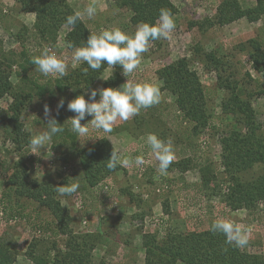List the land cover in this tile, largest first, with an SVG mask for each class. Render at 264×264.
<instances>
[{"label":"rangeland","instance_id":"1","mask_svg":"<svg viewBox=\"0 0 264 264\" xmlns=\"http://www.w3.org/2000/svg\"><path fill=\"white\" fill-rule=\"evenodd\" d=\"M222 1L172 0L178 10L173 15L176 20V28L170 34L169 39L159 41L160 45L157 42H151L149 51L141 56L140 65L129 76L130 82L134 84L152 83L160 88L161 102L153 105L155 106L154 111H147L144 120L150 122L151 127L149 126L148 129L151 128L153 132L157 133L158 138L170 141L169 144L172 148L178 151H176L178 155L174 153L176 159L191 157L197 164L194 166L195 168L191 167L184 172L174 169L167 170L166 174L161 175L158 172L159 162L151 148L144 150V147H147L146 140L131 139L125 146L135 152L139 151L141 156L146 153L145 155L151 159V165L143 171L147 177L142 181L145 186L137 185L136 191H134L135 196H132L134 201L120 197L121 188H131L126 180L125 170H119L116 176H109L95 188L83 190L78 188L77 195L60 196L62 205L73 216L70 226L75 233L95 232L101 225L103 226L107 235L104 243L97 244L93 251V261L96 264L101 260H105L107 264H144L145 249L142 246V233L157 232L161 238L169 232L208 229L213 221L220 218L239 224L244 229H250L249 244L241 249L259 254L264 259V201L260 200L254 210L231 209L223 201L225 195L229 193V186H232V182L228 181V176H225L220 165L222 150L220 138L238 127L235 123L236 117L223 113L221 103L229 93L218 87L217 71L213 69L214 62L209 61L205 56L212 53L222 60L227 68L223 76L230 77L233 82L239 83L245 89L246 96L244 97L250 99L257 124L264 135V69L255 70L250 57L253 50L252 40L262 42L264 47V16L254 22L247 18H241L225 25L215 24L207 29L193 25L195 21L207 17L214 18L217 14V7ZM68 2L75 11L83 12L89 5L96 7L97 12L92 19L86 15L83 19V22L95 34H99L102 30L116 28L130 35L135 33L136 26L132 25L130 21L132 12L127 8L120 7L119 0H68ZM239 2L243 7H251L255 5L256 0H239ZM35 16V13L22 11L15 0H0V41L4 50L7 52L10 50L20 51L25 45L30 54L39 56L42 50L48 47L56 52L58 58L64 59L68 63V72L79 67L82 62H77L76 67H72V56L76 48L71 49L66 42V33L71 27L67 24L63 25L57 31L55 42L42 41L43 43H40V40L34 37ZM18 32H21V37L17 36ZM182 57L188 59L190 67L199 75L207 100V113L211 116L208 126L199 135L194 136L190 133V124L183 121L177 111L176 97L170 91L162 90V82L157 73V70L163 65ZM35 67L34 64L31 65L26 74L40 83H45L50 78L59 77H44ZM117 68H120V65H115L114 69L108 66L102 75H112ZM20 73L21 67L14 65L11 71L13 83H21ZM231 73L233 74L231 75ZM121 74L123 75V69ZM104 80L100 77L91 88V90H97V100L100 99L99 90L104 88ZM126 80L127 77L123 75V81L118 87ZM51 95L45 94L42 98L36 96L32 106L22 114L24 127L32 136L41 134L48 129L47 121L50 117H45V104L51 109V117L59 121L57 116L61 110V108L57 110L59 95ZM11 101L12 98L8 94L0 98V117L6 115ZM64 107L67 113L64 124L68 125L70 130V122L67 120L75 113L67 109L66 103H64ZM141 114H143V109L135 117L140 120ZM133 118L126 122L119 120L117 122H120V128L129 122L127 130L130 128L134 130L136 123H133ZM91 119L92 117L86 116L81 123L87 124ZM167 122L172 123L176 130L175 133H170L171 129L168 128V125L166 127ZM88 127L92 136L104 137L109 134L92 129L91 124ZM5 135L0 126V194L10 185L5 178L10 176L11 171H6V167L10 166L11 168L14 162L21 157L25 159L29 175L33 179L64 184L65 178H70L71 181L72 176L76 175L74 181L78 182L79 174L76 170L79 165L76 157L70 156V160L66 158L67 150L57 147L53 138L48 142L47 148L37 150L38 155L31 153L30 147L17 150L15 144ZM97 139L99 138L78 139L76 136V140L82 146L91 144ZM117 152L120 158H123V149L121 148ZM29 154H32V159L26 158ZM51 160L54 161L56 168L50 164ZM210 161L213 162L211 168L217 176L216 184L212 182L209 187H205L199 165L204 162L206 165ZM65 162H69L68 170L59 171L58 167L63 166ZM155 162L156 167H153L152 171L148 170ZM135 167L140 174H143L140 172L139 166L135 164ZM263 172L264 164H254L241 177L244 180H251ZM164 185H168L170 189L164 191ZM157 188L161 190L160 193L156 191ZM151 198H155V200ZM155 201L160 203L162 209L164 203L168 202L169 214L165 213L164 209L161 212V207L155 208ZM7 212L18 217L16 222L6 229L0 225V230L5 229L2 234L0 233V239L6 244H12V248L17 251L16 260L12 264H36L28 254L29 244L36 239L44 242L42 244L45 247H42V244L39 246L40 252L50 248L53 241L58 243L56 246L65 249L66 236L57 232V220L39 203L22 196L17 201L14 200L7 204ZM85 220L86 224H84ZM54 253V250H51L50 254Z\"/></svg>","mask_w":264,"mask_h":264},{"label":"trees","instance_id":"2","mask_svg":"<svg viewBox=\"0 0 264 264\" xmlns=\"http://www.w3.org/2000/svg\"><path fill=\"white\" fill-rule=\"evenodd\" d=\"M15 2L18 3L22 11L35 13L34 37L40 40V43H43L42 41L55 42L57 31L66 24L67 16L76 12L68 0H15ZM119 3L120 7L127 8L132 12L130 21L135 26L141 22L156 23L162 8L170 11L172 15L178 11L172 0H119ZM262 16H264V0H256L255 5L251 7H243L239 0H223L218 5L214 18L207 17L193 22V25L207 29L215 24L225 25L241 18H247L254 22ZM70 27L71 29L66 33V42L69 47L73 49L86 46L87 39L93 32L83 20L77 21L74 26ZM21 35V32L17 33V36L21 37ZM159 41L161 39L152 42L158 44ZM252 41L253 50L250 57L254 69L261 71L264 69V47L262 42ZM33 56L25 45L20 51L10 50L7 52L0 41V98L6 94L12 98L6 115L0 117V126L6 134V138H10L17 150H23L30 146L29 140L32 134L26 131L22 114L32 106L36 96L42 98L45 94H52L51 96L58 94L59 100L63 98L66 105L81 94H84L88 99L91 88L108 67L105 62L100 70L93 71L89 68L85 74L83 69L88 66L82 62L79 67L69 71L67 76L50 78L47 82L40 83L26 74L28 68L33 65ZM205 56L209 61L214 62L213 69L217 71L218 87L229 93L221 103L223 113L236 117L235 123L238 127L220 138L222 148L220 165L225 176H228V181L232 182V186H229V193L225 195L223 201L231 209L254 210L260 200L264 201V172L251 180H244L241 175L252 168L254 164H264V135L257 124L250 99L244 97L246 96L245 89L239 83L233 82L230 77L223 76L227 68L222 60L212 53ZM14 65L21 67V83L18 84L11 80V71ZM121 71L122 67L120 66L109 79L103 81V87L115 88L119 86L123 81ZM157 71L159 79L162 81V90H168L176 97L177 111L180 113L181 119L190 124L191 135H199L208 126L211 117L207 113V100L199 75L190 67V63L185 57L163 65ZM147 109L154 111L155 106ZM57 116L60 124H63L67 118L65 107L61 108ZM133 120V123H139L142 117L140 116V120L134 117ZM62 126L65 131L52 138L56 144L67 150L66 158L76 157L79 165L76 170L79 174L77 182L79 190L95 188L109 176L115 175L119 170H124L120 166L115 170H109L106 167L107 159L110 158L114 149L116 150L107 137L99 138L89 145L82 146L76 140V135L69 130V126L66 124ZM32 157V154H29L26 158L32 159ZM205 163L199 165V168L202 172L201 178L204 186L209 187L212 182L216 184L217 176L211 168L213 162L210 161L206 165ZM50 164L55 167L54 161L52 163L50 161ZM64 164H69V162ZM196 165L194 160L188 157L173 162L168 170L179 169L184 172ZM61 167H58L59 171H62ZM6 171H11L10 176L5 178L10 185L5 188V191H2L0 204L3 203L7 210L8 203L17 201L22 196L28 197V199L39 203L57 220V232L66 236L64 250L56 246L58 243L53 241L50 248L40 252L39 246L44 242L38 241V239L34 240L29 244V257L36 264H96L93 261V251L97 244L104 243L107 234H105L102 225L95 232H74L70 226L73 216L62 205L61 198L55 191L57 186L63 184L31 178L25 159L22 157L14 162L11 168L10 166L6 167ZM69 179L65 178L63 183L75 182L76 175L72 176L71 181ZM121 192L128 196L130 201H134L132 196L135 194L131 192L130 188H121ZM163 209L165 213L169 214L168 202L164 203ZM6 213L8 214L7 222L10 219L18 218L7 211ZM9 225L11 224L8 223L4 228L6 229ZM210 228L188 232H169L161 238L157 232L142 233V246L145 249L144 264H264L261 255L227 245L223 234L213 233ZM5 229H1L0 233L2 234ZM12 247V244H6L0 239V264H12L16 260L17 251ZM42 247L45 246L42 244ZM51 250L55 252L53 255L50 254ZM98 264L107 263L105 260H101Z\"/></svg>","mask_w":264,"mask_h":264},{"label":"clouds","instance_id":"3","mask_svg":"<svg viewBox=\"0 0 264 264\" xmlns=\"http://www.w3.org/2000/svg\"><path fill=\"white\" fill-rule=\"evenodd\" d=\"M96 12V7L89 5L83 12L76 11L67 16L66 24L74 26L77 21H82L85 15L92 19ZM175 28V18L170 11L162 8L156 23L141 22L136 26L135 33L132 35L119 28L102 30L99 34L91 33L86 46L75 49L72 56V67H76L77 62H85L88 67L84 68L83 71L87 74L89 68L98 71L105 62L112 69L118 64L123 69V75L127 77L126 82L118 88L100 89L99 100H96L97 90L93 89L88 94V99L85 98L84 94H81L67 103V109L75 113L73 117L67 120L70 122V131L78 139L84 137H87V139L93 137L105 138L107 136L90 135L88 125L91 124V128L94 130L111 133L118 120L129 121L139 115L142 109H147L161 102V91L157 85L152 83L134 84L130 82L129 76L140 65L141 56L149 51L151 42L159 39H169ZM32 64L44 77H64L68 75V63L64 59L58 58L48 47H45L39 56L33 57ZM111 76L101 75L105 80ZM64 103V99L61 98L57 104V110L63 108ZM44 114L45 117H50L47 121L48 129L41 134L33 135L29 140L30 152L38 155V149L47 148L52 137L65 131L62 126L64 123L60 124L54 117H51V109L47 104L44 106ZM86 116H91L92 119L87 124H82L81 121ZM146 142L159 162L158 172L161 175L166 174L175 160L172 146L155 134H148ZM107 160L106 167L109 170H115L118 166L126 167L130 163L128 159L121 160L115 149ZM134 163L141 166L144 164V158L137 156ZM78 188V183L67 182L57 186L55 191L59 196H71L78 191ZM210 231L223 234L227 245L244 248L249 244L250 229H244L228 219H216L213 221Z\"/></svg>","mask_w":264,"mask_h":264},{"label":"crops","instance_id":"4","mask_svg":"<svg viewBox=\"0 0 264 264\" xmlns=\"http://www.w3.org/2000/svg\"><path fill=\"white\" fill-rule=\"evenodd\" d=\"M116 87H118V86H116ZM147 111H148V109H143V114H141L142 120L139 123L135 124L134 130H131V128H130V130H127V124L129 122L125 126H123V128H120V126H121V124H119L120 122L119 123L116 122V125L113 127L112 132L107 135V137H109L108 139L113 144V146L116 149L118 147V149H117L118 151L121 148L123 149L124 154H122L123 158H121V160L128 159L130 161L129 165L126 167H123V169L126 172V176H127L126 180L129 183V185L131 186L130 190L132 193H134V191H136L137 185H141L142 187L145 186V184L144 185L142 184L143 183L142 181H144L143 179H145L147 177H146V175H144V173L140 174L135 167L134 160H135V156H137L139 154V151L135 152L133 150H130L129 147H126L125 145L127 142H129V140L131 141V139H134L135 141H139V140H143V139L146 140L148 134L157 135V133L153 132V130L151 128L148 129L149 126L151 127L150 122L149 121L145 122V120H144V115H146ZM167 125H168V128L171 129L170 133L176 132L172 123L167 122L166 127H167ZM132 129H133V127H132ZM169 136H171V135H169ZM163 140L166 143L167 142L170 143V141L168 139L163 138ZM87 145H89V144H87ZM56 146L62 149V147L59 144H56ZM28 147H30V146H28ZM149 148H150V146L147 144V147L145 146L144 150L145 149L148 150ZM173 151L175 154H177V152H178L175 148L173 149ZM181 159H183V158H181ZM181 159H178V158L176 159V157H175V160L173 162H177ZM155 164H156V162L153 164V166L149 167L148 170L150 169L152 171V168L156 167ZM43 170H44V168H43ZM174 170L180 171L179 169H174ZM44 173H46V172L44 171ZM179 173H181V172H179ZM116 175L117 174H115V176ZM120 197H122L123 199H128L127 198L128 196H126L122 192L120 193ZM151 199L155 200V198H151ZM150 203L152 206H154V204H155V206H154L155 208L161 207L160 203H157V201H155L154 204L152 202H150ZM161 210H162L161 212H163L162 207H161Z\"/></svg>","mask_w":264,"mask_h":264},{"label":"built area","instance_id":"5","mask_svg":"<svg viewBox=\"0 0 264 264\" xmlns=\"http://www.w3.org/2000/svg\"><path fill=\"white\" fill-rule=\"evenodd\" d=\"M50 50H51V52L52 53H54L55 55H56V52L55 51H53V49L52 48H49ZM91 117V116H90ZM146 153H144V154H142V157L144 158V164L143 165H141V166H139V170H140V172L141 173H143V171H145L146 170V168L149 166V165H151V159L149 158V156H147V155H145ZM139 156H141L140 154H139ZM52 161L53 160H51V163H52ZM69 164L67 165V164H65V165H63L62 167H61V169H62V171H67L68 170V168H69ZM163 189H164V191L165 190H167L168 191V189H169V186L168 185H164V187H163ZM156 191L157 192H161V190L159 189V188H157L156 189ZM2 195L0 194V197H1ZM6 209H5V207H4V204L3 203H1L0 204V225H2L3 227H5L8 223L9 224H13L14 222H16V220L17 219H15V218H13V219H10L8 222H7V213H6ZM87 223V221L85 220L84 221V224H86ZM41 229V228H40ZM42 230V229H41ZM41 230H39V231H41Z\"/></svg>","mask_w":264,"mask_h":264}]
</instances>
